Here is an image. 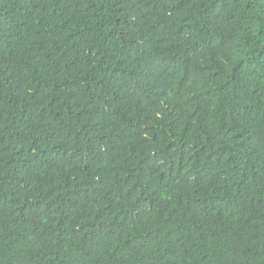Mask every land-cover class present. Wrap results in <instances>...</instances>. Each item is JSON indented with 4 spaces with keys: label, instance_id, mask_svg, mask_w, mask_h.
<instances>
[{
    "label": "trees",
    "instance_id": "trees-1",
    "mask_svg": "<svg viewBox=\"0 0 264 264\" xmlns=\"http://www.w3.org/2000/svg\"><path fill=\"white\" fill-rule=\"evenodd\" d=\"M0 264H264V0H0Z\"/></svg>",
    "mask_w": 264,
    "mask_h": 264
}]
</instances>
